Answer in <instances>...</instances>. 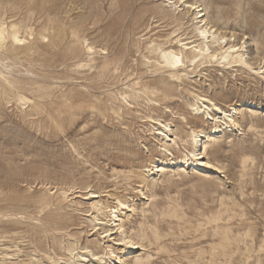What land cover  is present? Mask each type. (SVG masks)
I'll use <instances>...</instances> for the list:
<instances>
[{"label":"rangeland","instance_id":"1","mask_svg":"<svg viewBox=\"0 0 264 264\" xmlns=\"http://www.w3.org/2000/svg\"><path fill=\"white\" fill-rule=\"evenodd\" d=\"M202 2L236 42L247 35L252 60L264 57V0ZM169 3L0 0V22L20 28L27 45L0 50V260L47 264V253L67 258V246L102 254L111 245L115 264L120 255L121 264H264V77L204 65L165 96L147 47L195 39L190 17L181 25L165 15ZM193 94L233 109L234 122L225 117L205 148L218 173L189 160L190 130L214 128L186 105ZM149 116L172 126L170 154ZM89 190L103 206L134 208L120 211L143 249L100 238L85 217Z\"/></svg>","mask_w":264,"mask_h":264},{"label":"bare ground","instance_id":"2","mask_svg":"<svg viewBox=\"0 0 264 264\" xmlns=\"http://www.w3.org/2000/svg\"><path fill=\"white\" fill-rule=\"evenodd\" d=\"M169 4V10H164L165 15L173 17L176 23L181 25L183 24V19H185L187 16L190 17L191 33L192 37H195V39L190 40V37H176L175 42L177 43V46L175 48L163 47L159 43H153L147 47L148 52L153 54L154 57L151 58L144 55L143 59H146L144 63H149L150 67L154 69L153 72H161L158 81L162 84L165 96L170 95L171 88L176 83H185L190 78L189 73L195 72L196 69L199 68V66L203 67L204 65H211L216 67L221 66L224 69H231L232 67H236L237 70H241L246 73L252 72L253 74L261 75V77H264V57H260L258 59L254 56L255 58H257V62L259 61V63H257L255 59H253V61L252 58L248 56V50L246 49V42L248 41L246 40L247 35L243 34V40L241 42H236V38L238 36L236 35V37L234 35L235 33L229 30V32H223L222 29L217 26V24L209 20L206 8L202 0H171V3ZM180 6L182 10L179 13L176 11V8ZM178 13L179 15L177 16ZM3 22H0V50L5 49L6 51L7 42L10 43V47H13L15 49H21L22 47H24L25 38L20 36V28H18L15 24H11L9 27H7ZM87 49L91 50L92 47L88 46ZM261 61L263 63L259 65ZM3 79L5 82L9 83L7 78L3 77ZM192 96L193 100L186 105L190 107L192 111H194L195 119L199 118V115H205L208 120L210 119L213 122L214 128L210 131V133H205L204 135L195 132L194 129L190 130L187 137L188 140L192 141L194 149L188 152L193 156V159L189 158V160L191 161V164L194 168L200 166H202L203 168L208 167L218 173L220 172L218 167H216V165L205 158V148L208 142H210L211 140L214 141V134L221 130L220 124H222L225 117L229 118L231 122H234V120L231 118V110L233 109H223L221 106H218L211 98L206 96L202 97L196 94H193ZM127 97L128 95H123V98L128 102ZM18 101L26 103L28 102V99L19 97ZM34 105L36 106V104ZM149 117L152 121V126L155 127V134L164 141L161 150L168 152L170 147H173V145H176L177 143V141H175L176 134L174 133L172 126H170L168 121L163 122L158 118H153L151 116ZM182 119L186 120L185 117H182ZM224 123L226 122L224 121ZM203 137L205 138V141L201 140V138ZM198 146L200 147V149H197ZM170 153L171 152H168V154ZM187 161L188 160H183L179 163L185 164ZM180 168L182 170V167ZM164 169V166H155L154 171L162 174ZM62 193L63 197H67L65 191H62ZM98 197L99 195L97 194V192L89 190L85 194L84 199H91L90 207L87 210L85 217H88V221L92 224V228L94 229V231H102L103 235H100V238L111 237L112 235H115L113 238H110L112 240V245H124V248H128L130 252L143 249L144 245H142L140 241L134 239L130 234H128V230H126L124 226V215L122 216L124 212L120 211V209H126V211L129 212L133 211L134 208L131 205H128L120 200L118 201L119 208L117 206H103L101 202L96 200V198ZM106 217L108 219H106ZM125 220L130 222L128 216H126ZM130 230L132 229L130 228ZM143 237L144 235L139 238L142 239ZM96 242L102 244L104 241L98 240ZM74 244L76 245L77 243ZM110 246L111 245H105L103 248L104 252L102 254H98L94 249H89L88 247L67 246V258L57 257L55 259L54 256L47 253L46 259H48L49 262L47 264H115V261L114 263H112V259L110 258V254L114 252ZM107 248L109 249L110 254L107 252ZM8 258L12 259L11 256H9ZM116 258V263H125V261L122 260L123 258H121V255L120 257L117 256ZM35 260L36 263H33L32 261L30 262V264L41 263L38 261V258H35ZM135 263L146 264V262L141 259V257H136ZM0 264L7 263L3 259L0 260Z\"/></svg>","mask_w":264,"mask_h":264}]
</instances>
